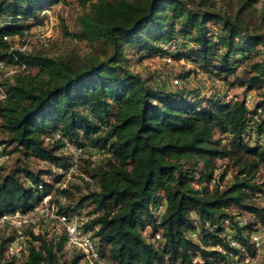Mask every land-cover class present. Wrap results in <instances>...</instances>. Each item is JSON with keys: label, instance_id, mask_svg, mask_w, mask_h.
Listing matches in <instances>:
<instances>
[{"label": "trees", "instance_id": "obj_1", "mask_svg": "<svg viewBox=\"0 0 264 264\" xmlns=\"http://www.w3.org/2000/svg\"><path fill=\"white\" fill-rule=\"evenodd\" d=\"M257 1L245 0L241 9ZM59 2L64 0H0V61L11 63L16 55L26 65L2 83L8 92L0 104V146L24 163L6 175L0 166V217L26 214L46 196L64 215L92 206L83 230L98 240L99 254L116 264H240L246 257L231 242L252 256L250 235L264 225V208L253 204L264 194V182L254 181L264 167V118L257 119L264 116V36L238 15L216 11L209 0H84L75 38L97 46L94 52L76 59L10 51L11 41L3 37L41 23L39 14ZM168 45L174 52L163 49ZM126 46L144 57L188 61L229 88L261 91L260 98L247 108L244 99L148 86L123 66ZM241 68L244 76L227 82ZM179 77L187 80L189 73ZM100 125L108 130L99 132ZM214 132L222 138L215 140ZM53 133L62 140L45 143ZM64 141L105 157L95 163L81 159L82 183L68 180L60 188L55 185L72 165L71 155L61 151ZM218 158L234 159L240 178L220 188L222 175L210 188ZM30 160L46 166L32 170ZM81 189L86 193L79 194ZM159 205L164 213L157 225L152 209ZM237 211L253 222L242 225ZM157 233L161 241L155 244ZM14 241L0 237V264H15L25 253L23 264H88L77 251L64 257V233L29 230L17 257L8 254Z\"/></svg>", "mask_w": 264, "mask_h": 264}, {"label": "rangeland", "instance_id": "obj_2", "mask_svg": "<svg viewBox=\"0 0 264 264\" xmlns=\"http://www.w3.org/2000/svg\"><path fill=\"white\" fill-rule=\"evenodd\" d=\"M189 4H196L199 0H185ZM245 0H209V3H212L215 10L221 13H225L231 18L235 16H239L240 19L245 22L251 30H259L257 31L259 34L264 36V0H258L255 4H253L249 8L241 9ZM84 0H64V2H59L53 5L51 8L46 9L49 11L42 17V22L37 26H42V29L37 31V26L31 27L29 29V34L24 38H20V40L13 42L11 40V44L13 48H21L24 54L30 55H44L47 57H74L76 59L83 58L88 54L94 52V48L91 47L86 41H78L75 38V34L78 30L77 25V17L83 12L84 9ZM88 5V4H87ZM262 49V47H259ZM124 58L125 62L123 66L131 73L138 75L144 82L151 87H155L156 85L162 86L163 88L171 91L183 90L194 92L199 94L202 97H213L217 96L220 98H224L225 100L234 101L235 99L242 100L244 99L246 107L252 108V106L259 100L261 91L254 89L250 93H245L244 88L240 86H233L231 88L228 87L227 84L222 83L220 80L215 77H209L206 74L200 72L197 68L194 67L188 61L179 60L176 61L171 57L170 63L164 62L161 60V57H144L141 53H139L136 48L126 46L124 48ZM254 60H257L255 58ZM249 66V65H248ZM243 68L238 70L235 74L230 75L228 77L227 82H234L238 76H244ZM31 72H35L31 70ZM189 73V77L187 80L181 79L179 76L186 75ZM6 73L0 72V82L6 83L10 82L8 78H6ZM5 76V77H4ZM178 79V84H175L174 79ZM250 96V101L247 102V96ZM264 118L257 117V119ZM4 134H2L0 130V141L5 140ZM213 138L219 139L222 136L218 132H214ZM226 140L221 142V145L226 144ZM46 143V142H45ZM8 151H12V147H8ZM246 159V157L244 156ZM23 158L19 156L18 153L13 152L9 156H7V160L2 163L0 166L3 168V175H6L10 170L15 169L20 164H23ZM30 168L32 170L44 169L45 163L36 160H30L29 162ZM83 165V164H82ZM202 165V163H199ZM216 171L214 176L219 181L220 176L223 175V178L220 182V188H224L230 185L236 177L239 179L238 170L239 168L235 165L234 159H216L215 160ZM69 181L72 183H82L80 181V177L84 176L82 173H71ZM79 176V177H78ZM68 180V177L63 179ZM255 182L261 184L264 182V167H260L255 175ZM82 185V184H81ZM212 188V187H210ZM75 193V192H74ZM86 190L81 189L79 194H85ZM75 195L74 200H76L78 195ZM71 198H64L62 200L63 204H68L69 202L74 201ZM253 204L259 208H264V194L261 196H257L254 198ZM92 206H84L79 210V213H82L84 218L86 219V212L91 210ZM236 209L231 210V213H234ZM238 212V211H237ZM236 212V213H237ZM240 215L237 216V220L243 225L249 222H253L252 217L246 215L245 213L238 212ZM38 216L39 222L35 220V217ZM25 218H29L30 220H34V223H23L20 228L12 224H0V237L2 238H10L14 236L16 243L14 244L15 248H18L17 243L22 238L25 240L29 230H35V232H48L51 235L60 236L64 232L60 228H58L57 224L54 222H47L46 224H42L43 217L40 215H35L28 213L24 215ZM23 218V219H25ZM227 224V223H226ZM35 227V229H33ZM256 231H263V228L260 226L255 227ZM226 230H229L228 227ZM146 230V234H147ZM227 234H230V231H227ZM91 236L92 233L90 232ZM246 234V232H245ZM94 239V238H93ZM95 243L97 247L99 246L98 240L95 239ZM14 253V249L8 248L9 256ZM77 253L76 251L68 248L64 251V257L68 258L72 254ZM26 254V253H25ZM24 254V256H25ZM8 256V257H9ZM22 255L21 258L16 260L15 264H23V260L25 259ZM246 257L243 261H240V264H262L264 261V251L258 256L255 261L248 260L246 253L244 254ZM104 264H116L111 261L108 257L103 258Z\"/></svg>", "mask_w": 264, "mask_h": 264}, {"label": "built area", "instance_id": "obj_3", "mask_svg": "<svg viewBox=\"0 0 264 264\" xmlns=\"http://www.w3.org/2000/svg\"><path fill=\"white\" fill-rule=\"evenodd\" d=\"M49 14V11L46 9L43 10L39 14V19H42V17L46 14ZM34 19L30 18L26 20V22H33ZM42 22V21H41ZM40 23L34 25L37 26ZM33 27V26H32ZM31 29V28H30ZM42 29V26H37V31ZM29 34V30H23L22 34H16L13 36H4V41H16L20 40V38H24L26 35ZM175 47L171 46H164L163 49L170 50L171 52H174ZM16 50L20 53H22L21 48H13V46L10 47V51ZM164 62L170 63L171 56H165L161 57ZM26 70V65L18 61V57L16 55H13V61L11 63H6L3 61H0V72L6 73V78L10 80V82L13 80V77L20 73L24 72ZM5 77V76H4ZM175 84H178V79H174L173 81ZM7 92L8 87L5 85H2V82H0V104H2L7 99ZM250 93V92H248ZM250 96H247L246 101L249 102ZM227 101V100H226ZM108 130L107 125H100L99 126V132H106ZM255 138L254 132L250 133V136L248 137L249 142H253ZM57 140H62L60 135L58 133H53L51 136L45 138L46 143H52ZM61 151L63 153H67L71 155V167L69 168V171L66 175V178L68 177V180L70 179V174L74 173L78 169V164L81 159H88L92 163H95L99 161L100 159L104 158L105 155L102 151H98L95 148H92L88 145H85L83 147H74L71 144L64 141V146L62 147ZM7 160V155L4 153V149L2 146H0V165L4 163ZM65 179V178H64ZM88 180V182H92L91 180L85 178ZM67 179L59 183H57L55 186L63 188L66 186ZM218 183V180L215 176L211 178V180L206 184L208 187H214ZM35 215H40L43 217L42 224H46L47 222H54L57 224L58 228L62 229L64 234L66 235L67 239V247L75 250L81 254L84 255V259L88 264H104L103 257L98 252V247L95 243V239L92 238L90 232H85L83 230V223L85 221V218L82 213L74 214V215H64L57 212V209L53 204L50 203V197L46 196L41 202L35 204L33 208L28 212ZM26 213V214H28ZM164 213V205H159L152 209V218L154 221V224H159L161 221V218ZM21 212H15L13 214H7L2 217H0V224H12L17 226L18 228L21 227L23 223H34V220H30L29 218H25L24 215ZM25 218V219H23ZM35 220L39 222L38 216L35 217ZM40 223V222H39ZM35 224V223H34ZM263 228V231H255L250 235V244L253 249L252 256H248L247 259L251 261H255L258 256L262 253L264 248V225L261 226ZM35 229V227L33 228ZM35 232V230H33ZM42 232V231H39ZM35 232V233H39ZM188 238L192 240H197V234L196 233H190L188 234ZM228 241L231 240V234H227ZM153 243L157 244L159 241H161V236L159 233L155 234L154 237L151 240ZM16 241L12 242L9 246L10 249H14V253L11 254L13 256H18L19 253L22 251H25L26 243L22 238L17 243L18 248L14 247V244ZM231 246H234L238 252L242 255H244L246 252L244 248L235 242L230 243ZM218 248V247H217ZM219 249V248H218ZM112 264V263H110Z\"/></svg>", "mask_w": 264, "mask_h": 264}]
</instances>
